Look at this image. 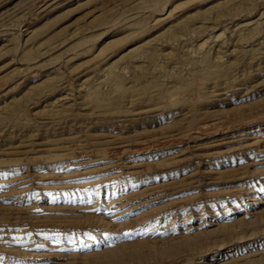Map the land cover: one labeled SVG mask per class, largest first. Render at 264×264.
<instances>
[{
    "label": "rangeland",
    "instance_id": "1",
    "mask_svg": "<svg viewBox=\"0 0 264 264\" xmlns=\"http://www.w3.org/2000/svg\"><path fill=\"white\" fill-rule=\"evenodd\" d=\"M263 111L264 0H0V264H264Z\"/></svg>",
    "mask_w": 264,
    "mask_h": 264
},
{
    "label": "bare ground",
    "instance_id": "2",
    "mask_svg": "<svg viewBox=\"0 0 264 264\" xmlns=\"http://www.w3.org/2000/svg\"><path fill=\"white\" fill-rule=\"evenodd\" d=\"M264 112V111H263ZM115 198V197H114ZM116 199V198H115Z\"/></svg>",
    "mask_w": 264,
    "mask_h": 264
}]
</instances>
